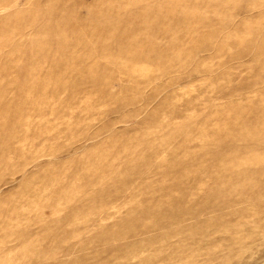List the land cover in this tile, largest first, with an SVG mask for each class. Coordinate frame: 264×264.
<instances>
[{"label": "rangeland", "instance_id": "rangeland-1", "mask_svg": "<svg viewBox=\"0 0 264 264\" xmlns=\"http://www.w3.org/2000/svg\"><path fill=\"white\" fill-rule=\"evenodd\" d=\"M0 264H264V0H0Z\"/></svg>", "mask_w": 264, "mask_h": 264}]
</instances>
